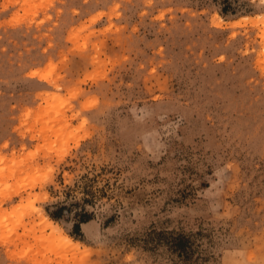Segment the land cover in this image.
<instances>
[{
    "label": "rangeland",
    "instance_id": "374dc122",
    "mask_svg": "<svg viewBox=\"0 0 264 264\" xmlns=\"http://www.w3.org/2000/svg\"><path fill=\"white\" fill-rule=\"evenodd\" d=\"M0 264H264V0H0Z\"/></svg>",
    "mask_w": 264,
    "mask_h": 264
},
{
    "label": "trees",
    "instance_id": "16d2710c",
    "mask_svg": "<svg viewBox=\"0 0 264 264\" xmlns=\"http://www.w3.org/2000/svg\"><path fill=\"white\" fill-rule=\"evenodd\" d=\"M68 207L65 204L58 205L55 210L49 212V215L52 218H59L61 217L62 211L64 209H67ZM78 216V223H76L74 226L78 227L80 222L87 221L91 218V214L88 212H80L77 213ZM170 239L168 241L172 245L173 249L179 251V254L181 253H187L188 249H190V238L182 233H177L176 235H170Z\"/></svg>",
    "mask_w": 264,
    "mask_h": 264
},
{
    "label": "bare ground",
    "instance_id": "6f19581e",
    "mask_svg": "<svg viewBox=\"0 0 264 264\" xmlns=\"http://www.w3.org/2000/svg\"><path fill=\"white\" fill-rule=\"evenodd\" d=\"M45 220L47 221V224L49 226H51V223H52V220L48 217V216H45ZM60 240L61 241H65V243H67L69 246H72L73 247H77L78 246V241H73L68 235L66 234H62L61 237H60Z\"/></svg>",
    "mask_w": 264,
    "mask_h": 264
}]
</instances>
